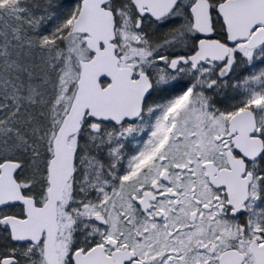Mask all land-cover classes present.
Masks as SVG:
<instances>
[{
  "label": "snow or ice",
  "instance_id": "snow-or-ice-1",
  "mask_svg": "<svg viewBox=\"0 0 264 264\" xmlns=\"http://www.w3.org/2000/svg\"><path fill=\"white\" fill-rule=\"evenodd\" d=\"M0 264H264V0H0Z\"/></svg>",
  "mask_w": 264,
  "mask_h": 264
}]
</instances>
